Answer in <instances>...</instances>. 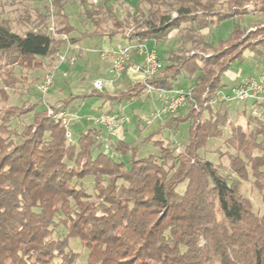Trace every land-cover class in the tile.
<instances>
[{
    "label": "trees",
    "instance_id": "obj_1",
    "mask_svg": "<svg viewBox=\"0 0 264 264\" xmlns=\"http://www.w3.org/2000/svg\"><path fill=\"white\" fill-rule=\"evenodd\" d=\"M34 1L35 19L31 21L28 11H23L29 29L21 34L0 16V60L43 70L63 42L47 33L45 0ZM85 1L79 0L83 16L94 27L91 34L113 40L124 25L110 0L93 11L85 9ZM67 2L53 0L57 33L77 44L80 37L70 36L74 28L64 12ZM140 2L148 9L145 14L138 12L140 30L127 41L165 42L178 36L179 45L146 84L169 92L179 78L193 81L186 107L181 115H167L158 130L140 143L125 142L122 127L115 136L93 127L78 133L76 141L73 137L68 141L63 125L47 116L45 109L4 108L0 112V264H74L78 254L69 248L70 239H77L86 251V264H264V212L256 213L242 193V184L251 179L253 191L264 203V121L246 131L231 123L228 103H213L223 88L221 77L232 63L241 60L244 52L264 56V0ZM220 5L227 10L220 11ZM252 13L263 23L247 33L241 23ZM105 22L111 24L106 32L100 28ZM225 22L232 23L226 38L215 43L206 40L203 31ZM255 35L259 39L251 40ZM10 85L3 81L0 95L6 97L3 88ZM144 90L141 82L112 95L94 90L88 96H70L54 111L71 113V102L86 97L121 107L141 98ZM113 112L99 109L97 114ZM30 113L20 131L10 128L11 122ZM183 122L189 126L179 153V145L171 148L152 141L162 129L174 132ZM225 129L232 152L226 166L215 165L199 153ZM151 142L157 153L141 156V145ZM84 180L92 183L91 194L83 188ZM59 228L65 233L58 235Z\"/></svg>",
    "mask_w": 264,
    "mask_h": 264
},
{
    "label": "rangeland",
    "instance_id": "obj_2",
    "mask_svg": "<svg viewBox=\"0 0 264 264\" xmlns=\"http://www.w3.org/2000/svg\"><path fill=\"white\" fill-rule=\"evenodd\" d=\"M85 9L93 11L96 6L91 5L88 1H85ZM34 0H0V16L5 19L12 31L16 33H23L29 29V22L22 20L23 11H28L27 13L31 16L30 19L33 21L35 19V13L33 8L35 7ZM109 5L112 6V10L116 18L121 21L124 25V29L118 32L113 41H109L106 36L93 35L94 27L91 22L83 16V9L79 0H68L64 7V12L68 18L70 25L74 28L73 33L70 34L71 37H80L79 47L84 49L87 48L90 54L84 57L89 58V64L98 65L101 64L102 71H94L93 68L86 67L83 70L76 69V66L80 67L82 60H79L78 53L71 51L70 55H76V63L74 66H68L64 64L61 69L65 71L66 75H56L53 86L48 90V92L42 97V95L37 91L36 86L42 80L46 68L43 70L40 67L32 68H20L17 66L7 65L8 62L0 60V86L3 81H7L11 85L8 88H3L4 95H0V112L6 107L18 106L23 108H28L30 105H36L37 112L41 110H46V115L48 116V110H52L59 107L64 101H66L70 96H88L93 90L92 82L98 78L113 79V75L107 74L105 77V72L110 68V58H105V61H101L99 50L114 48L119 44H126V40L129 35L137 33L140 30L141 15L138 12L145 14L147 12L148 6L140 2V0H110ZM220 11H226L227 7L220 5L218 7ZM248 12L252 11L251 6L247 7ZM172 17L174 14L171 15ZM24 19V17H23ZM125 20H128L126 25ZM263 23V18L258 14H251L245 16L242 20L241 26L248 32H255L256 27H261ZM232 25L231 22H226L218 29H210L211 35L206 36V40L209 42H215L217 38H223L227 28ZM111 24L105 22L101 24V29L106 32L110 30ZM112 31V30H111ZM125 34V37L122 36ZM86 35V37H81ZM259 39L257 35L252 36L251 40ZM104 43V47L103 44ZM108 44V46H107ZM97 50V51H96ZM81 52V50H80ZM193 53H191L192 55ZM202 56H207V54H200ZM83 58V57H82ZM160 58L164 64L168 55L162 54ZM109 59V61H108ZM84 60V59H83ZM160 60V59H159ZM160 60V61H161ZM100 61V62H99ZM264 64V56L259 57L255 53L245 52L241 60H237L231 64L228 71L221 77V84L227 85V88L238 84L241 80L255 77L258 69ZM103 66V68H102ZM125 78V76H124ZM118 82L113 84L112 88H109V94L120 93L125 90V84L123 82ZM66 82V83H64ZM189 83V80H184L179 78L177 85L185 86ZM105 88H103L104 91ZM97 91V92H101ZM226 92V91H225ZM2 93V94H3ZM66 98V99H65ZM6 99V100H3ZM64 99V100H63ZM78 103L81 105L77 108L75 113L76 117L86 116V114L97 115V106L102 102L98 97H86L81 100L78 98ZM63 100V101H62ZM76 101V100H74ZM45 102V103H44ZM49 105H47V104ZM125 107V114L130 118L131 122L124 126L125 134L124 140L127 143H140L144 139L145 133L142 126L139 127V123L143 124L150 119V114L155 108H159L160 104L157 100L155 94L151 95L149 98L137 99L128 103L123 104ZM228 109L230 111V121L242 126L246 131H249L255 127H260L258 124L260 121H264V106L252 105L250 103H228ZM244 111V112H243ZM183 109L178 111L175 115L182 114ZM263 112V113H262ZM31 114L27 116H22L17 120L11 122L10 128L20 131L24 125H26L31 117ZM189 124L183 122L179 125L178 129L174 132L168 129H162L157 135L152 137V141H162L165 146L173 148L179 145L177 153H179L184 144L186 143L187 130ZM70 132L73 137V141H76L77 134L79 133V126L71 127ZM105 134V132L103 131ZM229 129L224 130V135L218 139L208 141L207 145L203 150L200 151V155L215 165L220 164L226 166L228 163L227 155L231 153L227 146L226 139L229 137ZM142 144L140 147V155L145 154H156L157 149L152 146V143ZM98 151L95 150V154ZM128 158L125 159L126 166L129 167ZM252 180L244 182L242 184V193L244 196L250 199L254 207V211L259 215L264 212V203L261 202L259 196L253 191L251 185ZM83 188L87 193H92V183L90 180L82 181ZM183 186L180 187V189ZM63 230V231H61ZM58 235L65 233L63 228L57 230ZM69 248L78 254V258L74 264H86V251L81 246L77 239L69 240Z\"/></svg>",
    "mask_w": 264,
    "mask_h": 264
},
{
    "label": "built area",
    "instance_id": "obj_3",
    "mask_svg": "<svg viewBox=\"0 0 264 264\" xmlns=\"http://www.w3.org/2000/svg\"><path fill=\"white\" fill-rule=\"evenodd\" d=\"M91 5H99L103 0H86ZM49 9V18L47 22V33L52 37L60 39L63 42L61 49L56 52L51 62L47 65L45 74L39 84L36 86L37 91L42 97L50 90L55 81L60 66L67 64L74 66L76 55H70L71 51L80 52L77 44H71L69 36L57 33V23L54 17L53 0H45ZM101 59L110 58V68L108 73L113 75V79L98 78L92 82V88L95 91H101L107 85H112L115 81L121 80L124 76L141 82L145 85L144 96L150 97L155 94L160 104L150 114V119L145 123L150 125L156 120H161L167 115L176 114L184 109L187 105V98L192 87H174L172 91L166 92L153 90L146 84V81L155 76L161 69L162 63L156 55L155 50L149 49L146 42H131L119 44L114 48L102 49L99 51ZM137 59V60H136ZM63 76L66 75L62 72ZM226 91V92H225ZM250 103L252 105L264 106V68L255 77L241 80L235 86L226 90H219L213 103ZM195 110L197 107L192 105ZM48 116L57 122H60L65 129V138L71 141L70 127L72 121L76 120V115L67 111L48 110ZM86 119L94 128L104 130L105 134L115 136V131L127 122L125 116L121 113H99L97 115H88ZM106 141V139H103ZM107 149V145H105Z\"/></svg>",
    "mask_w": 264,
    "mask_h": 264
},
{
    "label": "crops",
    "instance_id": "obj_4",
    "mask_svg": "<svg viewBox=\"0 0 264 264\" xmlns=\"http://www.w3.org/2000/svg\"><path fill=\"white\" fill-rule=\"evenodd\" d=\"M226 23V22H225ZM224 24V23H223ZM223 24H221V25H219L216 29H218L220 26H222ZM210 29H212V28H210ZM210 29H206L205 31H203V33L204 34H208V35H211V32H210ZM231 30H232V25H230V27L229 28H227L226 29V31H225V34L223 35V38H226L229 34H230V32H231ZM223 38H219V39H223ZM218 38H217V40H219ZM114 40V39H113ZM113 40H111V41H113ZM216 40V41H217ZM215 41V42H216ZM80 42H82V41H79L78 43H77V45L79 46L80 45ZM126 42H127V40H126ZM215 42H211V43H215ZM103 45V47H104V43L102 44ZM179 45V39H178V36H174L173 38H171V39H169V40H166L165 42H154V41H148V42H146V46L149 48V49H153V50H155V52H156V55H157V57L161 60V58H160V55H162V54H166V55H168L169 54V52L170 51H174L176 48H177V46ZM107 46H108V44H107ZM80 50H81V52H79L78 53V56L80 57L79 58V60H82V62L80 63V67L79 66H76V69L78 68L79 70H83V68L85 69L86 67H89V68H93L94 69V71H95V73H96V71L98 72H100V71H102V69H101V64L99 63L98 65H92V64H89L88 65V61H89V58L88 57H84L85 55H87V54H90V52L92 51H89L87 48H84V49H82V48H80ZM102 50V49H101ZM97 51V50H96ZM100 51V50H99ZM245 53V52H244ZM243 53V54H244ZM83 57V58H82ZM101 58V57H100ZM84 59V60H83ZM101 61H105V60H103V59H100ZM137 60V59H136ZM108 61H109V59H108ZM162 61V60H161ZM100 62V61H99ZM110 62V61H109ZM75 67V66H74ZM110 67V66H109ZM102 68H103V66H102ZM264 68V64L263 65H261L260 66V68L258 69V72L256 73V76L262 71V69ZM109 70V69H108ZM108 70L105 72V77H107L106 75L108 74ZM62 72H65L64 70H62L61 69V66H60V71L59 72H57V74L56 75H61V76H63V74H62ZM98 72V73H99ZM225 74V73H224ZM254 77V76H253ZM116 82H118V81H115L114 83H116ZM119 82H123V84H125V89L128 87V86H130L131 84H133V83H135V81L134 80H131V77L130 78H128V77H123ZM64 83H66V82H64ZM113 83V84H114ZM113 84L112 85H107L106 87H105V89H104V91H101V92H104V93H107L109 90V88H112L113 87ZM194 84V82L193 81H189V83L187 84V85H185V86H181V85H177L176 83L174 84V87H189V86H192ZM223 85V84H222ZM235 86V85H234ZM232 87V86H231ZM227 89V85H223V88H222V90H226ZM109 94V93H108ZM79 96V95H78ZM80 96H82V95H80ZM145 98H149V97H146V96H142L141 98H139V99H145ZM66 99V98H65ZM64 100V99H63ZM62 100V101H63ZM78 101H79V99H76V101H73V102H71V104L69 105V108L70 107H73V109H72V111H71V113H73V114H75L76 115V113H75V111H76V109L77 108H80L81 107V105L78 103ZM101 102H102V100H101ZM45 103V102H44ZM47 104V103H46ZM47 105H49V104H47ZM125 107L126 106H124V105H122L121 107H111L109 104H103V103H101L100 105H98L96 108H97V111L100 109L101 111H106V110H110L111 108H112V110L114 111L113 113H121V114H123L124 116H125V119L127 120V122H125V123H123L122 124V128L124 129V126L125 125H127V124H129V122H131V120H130V118L125 114ZM67 112H70L69 110L67 111ZM88 115H90V114H88ZM87 114H86V116H88ZM181 115V114H180ZM86 116H81V117H79V118H77L76 117V120H74V121H72V125H71V127H76V126H79V133L80 132H82V131H85V130H87V129H91V128H93L92 126H91V124H90V122L86 119ZM164 119V118H163ZM163 119H161V120H156V121H154L153 123H151L150 125H146V123H143V124H141V123H139V127L140 126H142V129H144V133H145V137L144 138H146V137H148V136H151L152 134H154L157 130H158V128H159V126L161 125V123H162V121H163ZM70 127V128H71Z\"/></svg>",
    "mask_w": 264,
    "mask_h": 264
}]
</instances>
